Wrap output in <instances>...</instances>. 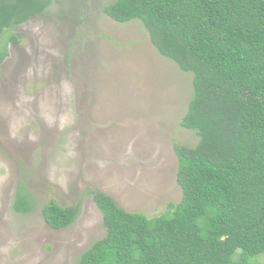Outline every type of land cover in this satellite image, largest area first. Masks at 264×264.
<instances>
[{
  "label": "rangeland",
  "instance_id": "374dc122",
  "mask_svg": "<svg viewBox=\"0 0 264 264\" xmlns=\"http://www.w3.org/2000/svg\"><path fill=\"white\" fill-rule=\"evenodd\" d=\"M113 1L55 0L0 37V264H77L105 236L91 191L147 218L181 199L174 148L198 141L180 125L191 75L139 21L105 16ZM19 187L28 213L13 210ZM50 201L77 207L74 221L48 226Z\"/></svg>",
  "mask_w": 264,
  "mask_h": 264
},
{
  "label": "trees",
  "instance_id": "16d2710c",
  "mask_svg": "<svg viewBox=\"0 0 264 264\" xmlns=\"http://www.w3.org/2000/svg\"><path fill=\"white\" fill-rule=\"evenodd\" d=\"M54 1L0 0V37ZM102 12L139 21L158 54L191 75L180 125L198 141L174 148L181 199L161 215L126 212L90 192L105 236L77 264H264V0H114ZM13 210H31L20 187ZM42 214L60 230L78 208L50 201Z\"/></svg>",
  "mask_w": 264,
  "mask_h": 264
}]
</instances>
